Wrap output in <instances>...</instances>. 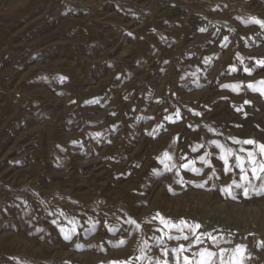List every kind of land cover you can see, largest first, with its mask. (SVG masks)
<instances>
[{"label":"rangeland","instance_id":"374dc122","mask_svg":"<svg viewBox=\"0 0 264 264\" xmlns=\"http://www.w3.org/2000/svg\"><path fill=\"white\" fill-rule=\"evenodd\" d=\"M251 18L264 0H0V264H175L195 237L157 213L217 237L182 256L226 249L227 264L246 245L243 264H264V197L220 191L237 157L264 160L242 143L264 144Z\"/></svg>","mask_w":264,"mask_h":264},{"label":"snow or ice","instance_id":"6c2138e0","mask_svg":"<svg viewBox=\"0 0 264 264\" xmlns=\"http://www.w3.org/2000/svg\"><path fill=\"white\" fill-rule=\"evenodd\" d=\"M248 23H254L259 25L262 29H264V20H260L257 18H251ZM201 31H206V29H201ZM227 39V38H225ZM258 66H264V60H259L257 61ZM233 71L235 69L233 68ZM245 71L248 72L249 75H251V69H248L247 67L245 68ZM261 87H256L252 84H249L248 87L251 88L253 91H259L262 96H264V81H259L258 82ZM224 87H232L233 90H238L240 87L239 85H234V86H229L225 85ZM245 103H249L248 101H245ZM240 111V109H237ZM177 116H179V113H177ZM171 119V117H169ZM237 143H241V141H236ZM215 143V142H214ZM244 144H249V145H255L259 149V154L261 156H264V144H258L257 141L255 140H244L242 141ZM219 146V145H218ZM194 151L196 149H193ZM231 150H229L230 152ZM164 156L168 159L171 160L172 157L169 156V154L166 152L164 153ZM221 159L224 160L225 163V171L230 172L232 169L228 166V160L226 157L222 156ZM237 164L236 167L240 169V182H237L236 180H233L230 184L224 186L223 188L220 189V191L226 195V197L231 198L232 200H237V194L233 191V189H240L242 190V195L245 199H251L252 196H257V197H264V160L258 161L256 159V155L253 151L248 152V160L250 164V168L246 169L244 167L242 158L237 157ZM201 160H204V157H201ZM193 162H189V164L182 165L184 168H189V165ZM207 163V161H205ZM167 167V166H166ZM171 171V168L168 169ZM195 174L199 175L200 174V169L192 168L191 169ZM249 171L251 175H249ZM211 178V177H210ZM258 182V183H257ZM205 183H207L205 181ZM198 187H204V183L197 185ZM61 216H64L65 214L63 212L60 213ZM159 219L161 224H163L166 228H177L179 231L183 232L184 228H189L191 231L192 235L195 237V240L192 244H189L188 247H185V245L181 244L178 248L173 249L172 251L175 252V264H181V256L183 253H186L190 250V248L193 246V244H201L203 243V240L201 239L202 237H207L208 240H210L213 244H216L217 242V237L213 235L212 232H202L197 234L198 229L202 227L200 224H194V225H188L186 221L181 220L180 224H174L171 221L166 220L163 216H160L159 213H157L156 217H153V219ZM71 225L72 228L69 229L67 232H65L64 228H61V232H64V239L65 240H71L72 235L76 234V225L77 221L73 218L68 221ZM131 224L136 225L137 229H139L140 225L136 223L135 220H130L128 221ZM55 224L56 221H53ZM181 225L183 227H181ZM112 229H110L111 231ZM215 231V230H214ZM251 235V234H250ZM169 240L176 239V240H189L188 235H183V236H168ZM162 243V241H161ZM126 244L125 240H120L117 244L113 245L114 247H122L123 245ZM145 246H147L145 242ZM258 247H264V241H258L257 242ZM78 248L80 246H77ZM247 246L246 245H237L234 249H232V256L230 257V260L227 262V264H243V258L244 254L246 253ZM141 251V256L136 257L137 260L140 259H145L143 255L144 253V248L140 249ZM168 249L164 248L162 249V255L167 256L168 255ZM226 249H220L219 254L216 252L210 251L209 249L206 248H201L198 252L192 253V256L188 255H183L182 260L183 264H216V261L213 259L216 257L219 259V264H226V262L223 259L224 253L226 252ZM239 254V259H237V255ZM119 264H125V262H119ZM130 264V262H128ZM154 264H168V261L165 260H157L154 262Z\"/></svg>","mask_w":264,"mask_h":264}]
</instances>
